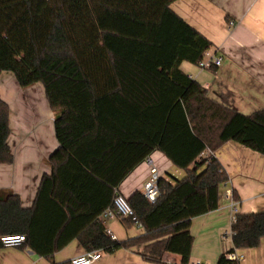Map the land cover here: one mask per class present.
<instances>
[{
    "label": "trees",
    "instance_id": "1",
    "mask_svg": "<svg viewBox=\"0 0 264 264\" xmlns=\"http://www.w3.org/2000/svg\"><path fill=\"white\" fill-rule=\"evenodd\" d=\"M175 1L0 0V74L12 72L21 88L43 84L59 145L31 208L0 189V235L24 234L45 256L76 238L86 251L143 244L146 259L160 264L171 252L188 264L192 219L218 208L229 181L203 154L234 141L264 155V108L236 111L184 72L182 63L198 64L213 43L171 8ZM9 118L0 98V164L14 161ZM154 151L186 174L161 176L155 202L141 191L128 197L136 221H122L144 232L119 241L99 216ZM231 232L233 247L217 264H238L229 252L261 244L264 211L237 213Z\"/></svg>",
    "mask_w": 264,
    "mask_h": 264
},
{
    "label": "crops",
    "instance_id": "2",
    "mask_svg": "<svg viewBox=\"0 0 264 264\" xmlns=\"http://www.w3.org/2000/svg\"><path fill=\"white\" fill-rule=\"evenodd\" d=\"M171 8L212 41L208 54L223 58L221 65L215 68H200L198 64L184 61L181 65L184 72L205 87L212 99L236 111L250 114L264 108V0H176ZM24 90L28 88H21L8 71L0 74V98L10 107L9 145L14 154L13 163L0 164V189L18 194L22 206L31 208L43 175L52 171L48 158L59 145L55 136L44 162L37 169L31 168V163L26 165L30 157L24 128L29 126L34 111L29 104H21L28 95ZM13 104L18 115L13 114ZM36 106L35 112L44 109L54 125L56 113L49 103ZM14 122L20 123V137L13 135ZM210 154L223 165L229 181L222 188L218 208L192 219L190 229L194 242L188 264L195 261L217 264L220 255L233 247L232 237L223 236L229 229L231 231L233 216L239 212L264 211V155L234 141L224 143L215 152L206 151L203 156ZM152 166H156L164 177L182 178L186 174L164 153L154 151L126 176L118 190L126 197L136 191L142 192ZM234 191L237 212L231 207V199L224 196V193L233 194ZM102 214L99 220L119 241L138 237L144 232L143 227H127L122 219L103 217ZM134 226L137 231L131 230ZM143 247V244H137L113 253L102 252V257L93 264H158L142 255ZM84 252L86 250L76 238L52 256L35 252L28 241L14 247H4L0 243V264H63ZM236 252L243 256L238 264H264V237L258 247ZM160 264H183L182 256L165 252Z\"/></svg>",
    "mask_w": 264,
    "mask_h": 264
},
{
    "label": "built area",
    "instance_id": "3",
    "mask_svg": "<svg viewBox=\"0 0 264 264\" xmlns=\"http://www.w3.org/2000/svg\"><path fill=\"white\" fill-rule=\"evenodd\" d=\"M232 24V23H231ZM223 58L220 56H213L206 54V57L201 60L198 65L200 68H211L218 67L221 65ZM161 178L160 171L156 166H152L150 169V174L143 186L144 196L151 202H155L160 194L158 182ZM227 199H231V207L234 212H237L236 202L234 201L232 193H224ZM236 215V214H235ZM235 215L233 216V221L235 220ZM103 217L107 218H119L127 219L132 218L136 221V213L134 208L131 206L126 197L121 191L116 190L113 197V204L108 207L102 214ZM142 227L141 224H137ZM109 232V231H108ZM225 238L232 236V232H226L223 235ZM27 241V237L24 234H6L0 236V243L4 247H14L21 246ZM102 257L101 250L86 251L83 254L77 255L70 260V264H93L95 261ZM227 258L232 261L239 262L243 259L242 255H239L236 251L229 252ZM190 264H205L201 261H195Z\"/></svg>",
    "mask_w": 264,
    "mask_h": 264
},
{
    "label": "rangeland",
    "instance_id": "4",
    "mask_svg": "<svg viewBox=\"0 0 264 264\" xmlns=\"http://www.w3.org/2000/svg\"><path fill=\"white\" fill-rule=\"evenodd\" d=\"M8 74H11L14 77L12 72H8ZM28 90L29 92H27ZM28 90H24L25 94L28 93V95L24 96V102L21 101V104H29V106L32 107L34 111V115H31L33 117L30 120L29 126L24 128L25 130H27L26 137L28 138L27 146L29 149L27 151V155L28 157H30L29 163L26 162V165L29 166L31 163V168L37 169L40 164L44 162L43 158L46 156L49 150L48 147H50L52 142L55 141V133L53 121L48 118V115L44 111V109H38L35 112V110L37 109L36 105L42 106L44 104V106H46V103H49L45 94L43 84L41 82L36 83L35 85L28 87ZM40 110H43V112H40ZM13 114L18 115V110L14 104ZM12 129L13 135H15L16 137H20V123L16 124L14 122ZM45 163L47 162L45 161ZM131 230L137 231L135 226L131 227Z\"/></svg>",
    "mask_w": 264,
    "mask_h": 264
}]
</instances>
